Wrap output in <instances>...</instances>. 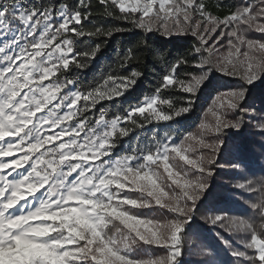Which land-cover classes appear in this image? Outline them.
Instances as JSON below:
<instances>
[{
  "label": "snow or ice",
  "instance_id": "6c2138e0",
  "mask_svg": "<svg viewBox=\"0 0 264 264\" xmlns=\"http://www.w3.org/2000/svg\"><path fill=\"white\" fill-rule=\"evenodd\" d=\"M99 4L104 7V15L131 22L133 27L148 33L154 27L157 31L163 29L165 36L191 31L200 40L196 53L213 50L208 47L206 36L217 32V24L229 29L220 32L219 37H229L228 43L236 54L249 56L247 51L241 53V45L245 44L249 49L258 46L264 51V43L246 39L244 35L253 29L264 33V0H246L223 20L212 16L202 0H99ZM113 9H117L118 14ZM92 15L91 0H78L75 8L65 3L57 6L55 3L25 4L24 0H0V157H11L17 151H24L20 158L11 162L0 159V264H178L182 255V230L207 187V177L212 175L204 161L198 162L187 155L184 140L194 138L191 132L184 134L179 143L165 134V138L157 141L151 149L138 152L134 145L130 154L117 158L111 165L105 164L103 158L111 154L119 139L151 122L148 116H144L143 122L138 121L134 113L142 115L150 111L158 121L171 120L173 114H161L154 107L158 100L172 107L170 99L164 98L162 92L178 87L194 96L207 72L202 75L186 73L191 78L181 79L178 69L189 61L180 59L163 73L155 95L129 105L124 110L126 115H116L109 120L101 111L98 117L90 119L85 113L95 109L101 101L120 97L134 86L135 78L142 75L137 71L131 76L109 73L102 83L87 91L81 88L64 91L73 81L61 79L58 74L71 70L70 62L76 68L88 67L102 47L96 44L76 53V39L111 37L114 33L127 31L120 27L95 25L88 28L85 22L91 23ZM197 15L204 23L195 21V26L189 27ZM170 20L175 21L171 26ZM207 22H212L213 26L207 27ZM37 57L40 58L38 61ZM131 57L129 50L124 62ZM204 65L213 69L208 59L201 60L198 67ZM119 66L123 68L125 65L121 63ZM214 68L226 75L234 74L222 62L216 63ZM261 74H264V63L256 64L250 60L241 79L252 83ZM51 76L56 78L47 85L42 83ZM244 95V91H225L211 100L207 110L215 116L216 124L210 131L220 133L229 127L239 128L240 120L227 119L220 109H236ZM81 100L85 102L83 105L78 104ZM192 103L189 99L188 106L180 108L174 115L179 117L187 113ZM37 113L44 114L36 116ZM65 121L73 122L66 124ZM42 126L58 130L42 135ZM200 127L206 126L201 124ZM258 127L264 131V123ZM10 136L15 139H5ZM56 139L59 143L53 142ZM201 146L213 153L217 149L216 144L204 143L202 138ZM176 157L200 176L189 178L188 169L181 170L173 162ZM138 158L143 163L133 166V161ZM214 161L215 158H209L206 163L213 165ZM161 166L172 184L181 188L182 195L176 194L175 190H166L167 185L161 182L162 175L158 171ZM5 169H12V172L5 173ZM235 187L260 193L258 202L250 205L256 210L259 221L225 215L208 216L207 220L229 232L237 226L246 229L250 239L242 242L245 251H234L233 255L248 264H264V237L258 234L264 231V181L259 184L251 181L239 183ZM38 192L41 196L33 210L28 201ZM129 192L142 195H126ZM166 200L169 202L165 203ZM153 205L167 208L175 214V219L161 228L159 222L136 216L131 211ZM13 209L16 212H12ZM37 209L48 218L31 219ZM113 210L133 219L125 222L113 216ZM18 219L20 222L16 223ZM37 227L46 229V232L33 234L32 229ZM121 232L132 235L133 245L141 242L165 248L166 256L133 259L130 256L133 245L129 247L124 242Z\"/></svg>",
  "mask_w": 264,
  "mask_h": 264
},
{
  "label": "trees",
  "instance_id": "16d2710c",
  "mask_svg": "<svg viewBox=\"0 0 264 264\" xmlns=\"http://www.w3.org/2000/svg\"><path fill=\"white\" fill-rule=\"evenodd\" d=\"M202 2L206 5L207 11L219 19H224L239 6L238 0ZM24 3H55L57 6L65 3L70 8H75L78 0H24ZM91 7L92 22L86 21V27L92 28L94 25L105 28L120 27L127 31L114 33L111 37L76 39L74 46L76 53L86 51L96 44H101L102 47L86 68H76L75 64L70 62L71 70L58 74L61 79L72 80L73 90L81 88L82 91H87L102 83L109 73L131 76L133 71H137L142 75L135 78L137 81L134 86L123 95L110 101H101L95 109L85 113L90 119L98 117L101 111L105 112L109 120L116 115H126L124 110L129 105L141 102L144 97L155 95L156 86L160 83L163 73L180 59L189 61L186 65L181 64L178 69L181 79L191 78L186 73L201 75L202 70L198 67L201 62L200 53L195 52L198 44L192 37H165L135 28L131 22L104 15V7L99 4V0H91ZM113 11L118 14L117 9ZM129 50L132 57L125 63L123 58ZM121 63L125 65L123 68L119 66ZM55 78L51 76L49 80ZM217 84L218 81L204 82L194 96L181 91L178 87H170L163 91L161 95L170 99L172 107L160 103L159 100L156 107L161 114H173V118L169 121H158L151 112L142 115L134 113L138 121L143 122L144 116H148L151 122L147 123L146 127L133 129L127 136L119 139L108 158L114 160L130 154L134 145L138 152L141 149H151L157 141L165 138V134L171 135L173 140H179L184 134L195 130L203 107L216 92ZM189 99L193 101L190 110L176 117L174 113L182 107H187ZM84 103L83 100L78 101L79 105ZM245 106L259 116H264V79L260 85L249 89ZM246 132L242 131L231 142V146L237 152V161L241 164V169L236 174L221 175L220 178L225 184H235L232 181L245 184L251 181L259 184L264 181V132L260 134L250 130L249 133ZM259 197V192L231 191L230 188L226 189L224 185L215 183L196 209L198 218L188 223L182 230V255L179 264H248V261L232 255L233 251H245L242 242L250 239V234L245 233L246 229L241 231L234 228L229 232L226 228L208 222L207 217L225 215L245 221H259L256 210L250 207L251 204L258 202ZM258 234L264 237V231ZM224 241L229 242L227 247L223 245Z\"/></svg>",
  "mask_w": 264,
  "mask_h": 264
},
{
  "label": "rangeland",
  "instance_id": "374dc122",
  "mask_svg": "<svg viewBox=\"0 0 264 264\" xmlns=\"http://www.w3.org/2000/svg\"><path fill=\"white\" fill-rule=\"evenodd\" d=\"M239 5L246 2V0H238ZM147 19V18H146ZM223 20V19H219ZM181 21H183V17H181ZM192 23L189 24V27L195 26V21H200L201 23H204V21L201 19L199 15L194 16L192 18ZM174 20H170L169 24L170 26L174 24ZM212 22H207V27L211 28ZM217 32L210 33L206 36V39L208 41V47L213 48L212 51H203L200 53V61L204 59H208L211 64L213 65V69L209 68L208 65H204L201 70L202 73L207 72V75L205 79L202 81V84L207 81H218V84L216 85V92L212 95V97L206 102L205 106L203 107V111L200 114L196 128L191 133L193 134V139H186L184 140V146L187 148V155L192 158L199 161H204L206 167H210V170L212 172L211 176L207 177V187L205 191L201 195V199L196 202L194 206V212L189 218V222L193 221L194 219L198 218L197 213V207L199 206V203L204 199L205 195L208 193L209 189H211L215 183H218L219 185H224L226 189H231V191H245V189L235 187L236 183L240 182H234L232 181L233 185L223 182L224 180H221V175L225 176L226 174H236L238 171H240V165L239 161H237V152L233 149L231 146V142L233 139H235V136L242 133V131L246 130V133H249L250 131H253L255 133H262L264 131L259 130V125L261 123H264V116H259L255 113L252 109H247L245 106L246 103V95L249 92V89L256 87L260 85L264 79V74H261L254 82L252 83H246L241 79V75L244 74L247 71L248 63L249 61H253L256 64L264 63V51H260L258 46L253 49H249L247 45H241V53L247 51L249 53V56L246 58L243 55L236 54L235 49L233 46H230L228 43L229 37L224 36L222 39L219 37L220 32H227L229 29L226 28L223 24H217ZM244 27V26H241ZM198 31H201L198 29ZM153 33L156 34H162L163 29L160 31H157L155 27L153 28ZM246 39L250 40H256L258 42L264 43V33H259L257 31L248 30L244 33ZM165 36V35H163ZM182 36H189L196 40L198 47L200 46V40L199 36H193L191 31L187 32L186 34H176L173 33L170 36L165 37H182ZM213 37H216L217 39H213ZM235 41V38H232ZM217 40H219V43H217ZM47 51V50H46ZM40 58L37 57L36 60L38 61ZM231 61V63H229ZM222 62L225 63L226 66L233 71V75H226L219 71H216L214 66L216 63ZM19 63V61H17ZM50 82V80L42 81L43 84L47 85ZM201 84V85H202ZM70 88L64 89V91H72V86H69ZM225 91H244L245 95L243 99L238 104L237 108L234 110H229L226 107L221 108L220 112L225 113L226 118L235 122L237 119L240 120V126L239 128H226L222 130L220 133H215L214 131H210L209 129L214 128L216 124L215 116L212 114V112H209L207 109L211 103V100L218 95L219 93L225 92ZM55 103V102H53ZM158 103V102H157ZM146 107V105H144ZM157 105H154L156 107ZM51 107V105H49ZM241 109H244L246 111H241ZM47 111V109H45ZM64 111H67V109H64ZM150 112V111H146ZM251 113V114H250ZM44 113H37L36 116L43 115ZM62 114V113H61ZM35 116L33 119L35 120ZM65 123H72V121H65ZM204 124L206 127L201 128L200 125ZM58 129L48 128L47 126H42L41 134L46 133H53L57 131ZM183 138V137H182ZM181 138V139H182ZM201 138L204 143H212L217 145V149L215 153L212 152L211 149L202 147L201 146ZM5 139H15V137H6ZM64 139H67V137H64ZM179 140H173L175 143H179L181 141ZM54 143H59V139H56L53 141ZM2 143V142H0ZM45 147H48L46 145ZM43 151V149H41ZM24 154V151H17L13 154L11 157H0V159H3L7 162H11L15 159L20 158ZM31 157V154H29ZM174 156V154H173ZM209 158H215V161L213 165H207L206 161ZM104 162L106 165H111L116 159L112 160L109 159L108 156L104 157ZM174 163H177L181 170L187 168L188 169V176L189 178H196L200 176V173H198L195 169L190 168L187 165H184L182 161H179V158L176 157L173 161ZM143 163L141 159H136L133 161V166H138L139 164ZM24 167H27V165H24ZM38 167L43 168L45 165H38ZM5 173L12 172V169H5L3 170ZM17 171H22V169H17ZM51 171V169H49ZM159 173L162 175V183L167 185V191L172 192L175 190V193L178 195H182L181 188L177 187V185L172 184V182L168 179L167 174L164 173L163 167H159L158 169ZM15 175V173H13ZM205 175H207L205 173ZM11 178V177H9ZM183 182V177H181V183ZM190 190V189H189ZM126 195L132 196V197H139L142 195L138 192H129ZM41 193L38 192L34 194V198H30L28 201V204L32 207L34 210L35 207L38 206V202L40 199ZM169 201H165V203H168ZM24 203V202H21ZM127 207V206H125ZM12 212H16V209L11 210ZM132 213L136 216L151 219L154 221H157L160 223L161 228L164 227V225L175 219V214L169 211L167 208H160L158 206H151L149 208L144 209H131ZM115 223L119 224L118 221ZM187 223V224H188ZM186 224V225H187ZM185 225V226H186ZM184 226V227H185ZM120 227H123L120 225ZM236 229L244 230L243 228L237 226ZM125 231H127L125 229ZM227 242V244H225ZM83 243V242H82ZM228 241H224L223 245L226 247L229 245ZM234 252V251H233ZM167 250L161 246H152V245H145L141 242H138L137 244L132 246V251L130 252V256L133 259L136 260H149V259H159L160 257L166 256ZM233 255V254H232ZM181 256L178 258V264L180 262Z\"/></svg>",
  "mask_w": 264,
  "mask_h": 264
},
{
  "label": "clouds",
  "instance_id": "9594fccd",
  "mask_svg": "<svg viewBox=\"0 0 264 264\" xmlns=\"http://www.w3.org/2000/svg\"><path fill=\"white\" fill-rule=\"evenodd\" d=\"M8 206L10 207L11 205H8ZM111 214L113 216L121 218L125 222L133 219V217H129L127 215L117 213L115 210H113V212ZM30 218L43 220V219H47L48 217L44 215L43 211H41L40 209H37L36 214ZM19 222H20V219H18L16 221V223H19ZM137 223H139V222L137 221ZM129 227L131 228L132 225H129ZM32 231H33V234L40 235V234H44L46 232V229L37 227V228L32 229ZM117 231H119V230H117ZM133 231H134V229H133ZM120 235H121L122 239L124 240V242L127 243L129 247H131V245H133L135 243V241L132 239V235L129 232H121Z\"/></svg>",
  "mask_w": 264,
  "mask_h": 264
}]
</instances>
